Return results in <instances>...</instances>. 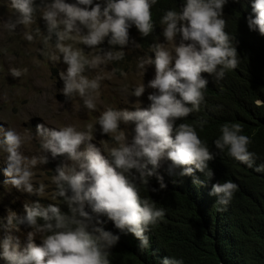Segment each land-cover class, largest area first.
<instances>
[{
	"label": "clouds",
	"instance_id": "9594fccd",
	"mask_svg": "<svg viewBox=\"0 0 264 264\" xmlns=\"http://www.w3.org/2000/svg\"><path fill=\"white\" fill-rule=\"evenodd\" d=\"M160 1L39 0L37 4L36 0H10L15 15L5 27L15 32L17 26H23L24 38L31 43L41 35L40 28L28 30L40 13L46 25L41 54L53 65L61 60L66 65L59 71L60 91L69 99L78 96L86 109L95 111L101 81L106 77L86 72L123 60L129 44L141 50L136 36L152 34L156 26L152 8ZM233 2L238 11L232 12L264 41V0H185L179 11L166 10L160 18L165 42L152 43L154 59L142 58L137 64L143 74L146 66L155 67L154 77L147 82V88L153 90L147 97L149 106L133 105L134 110L107 107L95 124L84 129L74 124L51 128L37 124L35 136L42 154L32 156L22 149L33 136L0 124L5 183L37 197L24 203L23 216L10 210L6 223L0 225L7 232L0 238V263L114 264L109 257L120 237L105 229L140 242L143 251L150 245L156 224L165 220L166 210L157 202V195L158 183L160 189L167 185L159 168L186 176L197 186L202 184L205 191L194 188L192 192L199 200L201 194L205 198L207 194V200L225 206L238 185L231 178L216 177L215 172L224 166V156L264 171V164H255L252 136L243 133L240 123L205 127L207 122L200 121L211 109L212 89L228 70L239 65L237 48L225 31L226 9ZM76 45L90 49L101 45L103 51L86 55L84 48ZM26 72V68L9 69L13 78ZM145 89V83H140L131 96L139 98ZM254 104L264 107V100L258 98ZM121 123L134 127L121 128ZM97 125L100 135L110 137L114 144L94 142ZM49 154L51 159L63 158L51 182L55 185L53 199L62 198L67 212L58 204L41 202L46 186L37 184L34 169L47 165ZM204 176L211 179L209 184H204ZM141 185H148L153 197ZM21 225L27 229L23 241L21 235L14 234L21 233ZM162 264L183 261L165 256Z\"/></svg>",
	"mask_w": 264,
	"mask_h": 264
},
{
	"label": "trees",
	"instance_id": "16d2710c",
	"mask_svg": "<svg viewBox=\"0 0 264 264\" xmlns=\"http://www.w3.org/2000/svg\"><path fill=\"white\" fill-rule=\"evenodd\" d=\"M36 3L39 4V0ZM184 3L185 0H161L152 8L154 31L148 37L136 36L144 58L154 59L150 46L163 36L160 18L168 9L179 11ZM235 9L236 2L226 9L225 31L237 48L239 65L228 70L222 82L212 89L211 109L200 121L207 122L205 127L240 123L243 133L252 136L255 164L259 165L264 164V107H256L254 101L264 100V41L257 31L247 28L240 15L233 13L238 11ZM111 47L109 45L108 49ZM157 171L167 185L160 189L157 182L160 192L157 202L166 210L165 220L156 224L150 245L143 251L140 242L105 229L120 237L111 249L112 263L162 264L163 257L168 256L181 259L183 264H264V171L257 172L254 167L237 164L224 156V166L215 172L216 177L231 178L238 185L226 206L207 200V194L206 198L201 194V200L194 196V188L205 191L202 184L194 185L188 177L169 174L164 168ZM202 180L204 184L211 181L205 176ZM141 186L153 197L148 185ZM49 202L68 211L62 198L43 201Z\"/></svg>",
	"mask_w": 264,
	"mask_h": 264
},
{
	"label": "rangeland",
	"instance_id": "374dc122",
	"mask_svg": "<svg viewBox=\"0 0 264 264\" xmlns=\"http://www.w3.org/2000/svg\"><path fill=\"white\" fill-rule=\"evenodd\" d=\"M9 3L10 0H0V124L15 128L20 132L27 131L33 136V139L27 142L22 149L25 155L42 154L39 140L35 136L37 124L43 123L50 128L74 124L80 129H84L89 123L95 124L97 117L107 107L132 109L133 105L141 104V107H144L150 102L147 97L153 90L147 88V82L154 77V64L146 66L144 74L138 70L137 64L144 57L141 55V50L130 44L124 49L126 55L123 60L111 61L107 65H102L98 70L86 72V75L89 76H95L100 72L106 77L101 81L100 95L95 111L86 109L82 99L78 96H74L72 99L66 98L60 91L63 82L59 79V71L66 69V65L62 60L53 65L47 56L41 54L44 48L42 39L46 35V25L43 19H40V13L35 15L36 22L28 30L33 31L40 28L41 35L30 43L24 38L26 29L23 26H17L15 32H10L5 27L8 18L15 15ZM159 42H165L163 36ZM177 42H179V36ZM52 43H54V39ZM76 46L84 48L86 55L96 54L100 52V49L102 50L101 45L95 49L84 45ZM12 67L26 68L27 72L20 78H13L9 73V69ZM143 82L146 85L144 94L139 98L131 96L132 89ZM96 127L94 142L101 144L103 141L110 145L114 144L110 137L100 135L99 125ZM125 127L132 128L134 125L125 126L121 123V128ZM123 130L129 131V129ZM5 155L0 150V225L6 223L8 211L13 210L23 216L25 213L24 203H31L32 200L37 199V197L22 193L5 183L7 180L3 173ZM58 161L57 158L51 159L50 157L47 165H38L34 169L37 184L44 183L46 186L43 197H41L42 203L44 200H54L55 185L52 184L51 178L55 175L54 164H57ZM24 230L27 229L21 225V233H14L21 235L22 241L24 240ZM6 234V230L0 226V238Z\"/></svg>",
	"mask_w": 264,
	"mask_h": 264
}]
</instances>
